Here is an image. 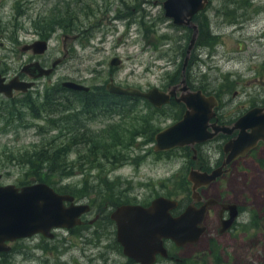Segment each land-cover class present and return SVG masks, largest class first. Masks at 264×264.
Masks as SVG:
<instances>
[{
	"label": "rangeland",
	"instance_id": "obj_1",
	"mask_svg": "<svg viewBox=\"0 0 264 264\" xmlns=\"http://www.w3.org/2000/svg\"><path fill=\"white\" fill-rule=\"evenodd\" d=\"M239 1L240 5L231 0H211L207 9L196 15L197 23L207 16L218 37L213 44L195 42L186 76L192 87L201 86L219 94L229 102V110L240 114L245 106L264 101V0ZM68 10L70 25L56 22L52 32L43 33L47 18L58 20ZM47 35L50 43L45 56L54 59L68 51L66 61L51 76L55 84L74 79L104 87L113 78L123 85L148 89L154 85L167 88L182 79L193 29L174 23L165 14L164 0H0V67L4 71L14 73L32 58L22 49L23 44ZM115 55L122 60L112 65L110 60ZM47 79L41 78L33 88L39 110L43 93L54 85ZM146 101L139 99L136 105H130L133 112L127 121L102 113L83 120L81 127L78 123L53 125L48 118H57L56 113L42 111L43 117H35L27 107H23L22 118L12 121L7 106L13 100L0 94V183L23 185L37 181L23 153L42 144L53 150L65 147L67 142L62 165L64 162L69 172L58 186H77L83 181L93 185L100 177H107L130 189L164 190L172 196L186 191L184 180L193 151L176 147L160 153L154 149L155 135L151 138V131L173 123L184 109L169 103L155 110ZM147 120H151L150 129L140 132ZM116 121L118 137L101 139L100 134L110 132L111 123ZM86 130V140L73 143L72 135L80 137ZM103 140L106 146H102ZM248 162L252 166L244 172L245 188H237L236 178L234 189L240 197L244 194L250 198L264 216V166L251 159ZM257 232L250 228L254 235H245V240L231 251L235 264H264V230ZM18 241L16 250L0 256V264L48 263L46 252L35 248L33 238ZM34 241L44 242L40 236Z\"/></svg>",
	"mask_w": 264,
	"mask_h": 264
},
{
	"label": "flooded vegetation",
	"instance_id": "obj_2",
	"mask_svg": "<svg viewBox=\"0 0 264 264\" xmlns=\"http://www.w3.org/2000/svg\"><path fill=\"white\" fill-rule=\"evenodd\" d=\"M210 2L211 0L204 9H207ZM37 39H47L50 43V35ZM48 49L42 53H36L32 48L23 49L30 52L32 58L26 59L27 61L14 73L9 74L0 67L5 82H9L14 77H18L19 80L34 81L26 89L14 87L11 96L0 92V94L6 96V99L14 102V106H7L12 121L16 117L22 118L25 113L23 107L30 109L35 117H38V115L43 117L44 113L42 111H46L47 114L56 113L57 118H48L53 125L64 122L67 125L78 123L82 127L83 120L96 118L102 113L107 114L110 118L117 117L118 119L121 116V120L124 118L127 121L128 116H131L133 112V106H130L133 105V100L128 99L125 103L121 101L120 106H117L116 101H114L111 105L102 96L103 90L111 95L116 94L108 90L107 83L103 88L96 90L98 87L89 84H87L90 87L89 89H75L63 84L65 80L74 79H65L58 84L52 82L51 76L57 67L66 61L68 51H65L63 56L53 59L52 56H45ZM56 60H58V63L49 74L34 77L24 70V66L33 61H40L43 66L51 67ZM43 77H48L47 80L54 85L43 93L44 99L39 110L35 101L37 95L33 94V88ZM205 92L214 94L217 97L218 102L214 107L216 114L211 118L210 123L215 122L221 126L232 127L237 118L249 108L257 105L264 107V101H262L245 106L239 114L236 111L229 110V102L221 99L219 94L206 90ZM18 93L20 95L16 97ZM179 93H181L180 89L178 90ZM49 99L54 102L53 105L46 104L45 106L44 102ZM178 103L182 108L184 107L185 111V104L180 101ZM33 108L37 112L33 111ZM116 125L117 121L111 123V131L103 132V134L106 137H111L112 133L115 134ZM127 128L129 127L126 126ZM209 128L214 130L215 127L209 126ZM79 129L80 125L77 129L74 128L73 133H78ZM239 131L240 128H235L232 132L219 130L212 138L197 142L194 146H178L191 149L193 151V161L190 163L188 174L184 180L187 189L177 196L167 195L164 190L153 192L141 188L138 190L130 189V187L123 186L118 181L107 179V177H100L94 181L93 185L90 184V181H83L81 185L77 186L65 185L68 187L66 190L50 183L57 191L73 195V199L65 201L66 207L84 205L86 209L77 217L78 219L70 218L66 225L53 227L51 235L38 232L23 238H33L35 248L43 249L46 252L47 264H235L231 251L237 248V243L240 240L244 241L245 235H254V233H250V228L257 229V233L264 230V222H262L264 216H262L260 208L257 210L249 200L250 198L246 199L244 194L240 197V194H237V190L234 189L236 178H239L237 188L242 190L245 188L247 180L244 172H248V167L252 166L248 160L251 159L257 165L264 166V139L258 140L246 153L238 155L230 162L225 163L229 153L225 151V144L230 139L236 138ZM85 134H87V130L80 137L72 135L73 143L85 141L87 137ZM64 145L67 148L69 147L67 142ZM176 149L175 147L160 151V153L171 152ZM193 168L208 172L218 168L222 172L215 179L197 185L196 181L190 178V172ZM160 196H167L177 201V204L169 210L173 216H179L188 207H192V213H195L196 218L198 215L201 217L199 221L197 220V224L195 223V228L202 229V232L197 239L181 243L161 233V223L157 217L152 215L149 219H146V217L140 216L135 219V225L132 229L133 234L129 232L130 244L126 250L125 245L119 238L120 224L115 215L117 210L123 205H132L141 209L150 208L153 201ZM145 226H148L147 230L150 231V234L144 235ZM38 236L44 242L37 241L35 244L34 238L37 239ZM23 238L8 241L11 248L0 251V256L4 257L16 250L18 239Z\"/></svg>",
	"mask_w": 264,
	"mask_h": 264
},
{
	"label": "water",
	"instance_id": "obj_3",
	"mask_svg": "<svg viewBox=\"0 0 264 264\" xmlns=\"http://www.w3.org/2000/svg\"><path fill=\"white\" fill-rule=\"evenodd\" d=\"M208 2L209 0H164L165 14L171 17L174 23L193 28V35L183 64V77L179 83L170 85L168 89L157 85L143 89L134 85L125 86L110 79L107 82V88L116 94L144 97L156 107H162L169 103L172 97L185 103L186 108L182 117L157 131L154 145L157 151L184 145L194 146L197 142L212 138L219 130L232 132L235 128H240L237 137L230 139L225 144V151L229 152L225 163H228L238 155L246 153L258 140L264 139V107H251L237 118L232 127L221 126L215 122L210 123L211 118L216 114L214 107L218 102L217 97L214 94H206L202 88L192 89L188 84L186 68L199 32L194 16L204 9ZM48 46L47 39H36L24 44L23 49L32 48L34 52L42 53L48 49ZM120 62L121 57L118 55L113 56L110 60L112 65ZM57 63L58 60L54 61L53 66L45 67L40 61H33L26 64L24 70L34 77H39L51 73ZM33 82L19 80L18 77L5 82V77L0 72V92L9 96L12 95L14 87L26 89ZM63 84L75 89L90 88L89 85L75 80H65ZM179 89L181 90L180 94H178ZM209 126L215 127L214 130H211ZM221 172L218 168L211 172L193 168L190 178L200 185L215 179ZM2 176L3 173L0 171V178ZM70 199H73V195L57 191L53 185L46 181H35L21 186L15 183H0V251L11 248L8 241L28 237L38 232L51 235L53 227L66 225L70 218L79 217L86 208L84 205L66 207L65 201ZM176 204L175 199L160 196L153 201L150 208L141 209L132 205L121 206L115 215L120 224L119 238L126 250L130 244L129 232L133 234L135 219L140 216H144L146 219L152 215L157 217L161 223V233L178 242L185 243L197 239L202 232V229L195 228L197 220L199 221L201 218L200 215L196 218L195 213H192V207H188L179 216H173L169 210ZM132 220L134 221L132 222ZM129 225L132 227L130 228ZM147 229L148 226H145L144 235L150 234Z\"/></svg>",
	"mask_w": 264,
	"mask_h": 264
},
{
	"label": "trees",
	"instance_id": "obj_4",
	"mask_svg": "<svg viewBox=\"0 0 264 264\" xmlns=\"http://www.w3.org/2000/svg\"><path fill=\"white\" fill-rule=\"evenodd\" d=\"M232 2L239 4L240 5V1L239 0H231ZM70 2V1H68ZM71 3V2H70ZM70 10V9H69ZM69 10L68 12H65L58 20L57 17H54L50 19L47 18L46 25L43 28V33L45 32H52V30L54 29L56 22H60V24L65 25L66 22H69V25L71 24V18L69 16ZM203 12V11H201ZM199 33H198V37H197V41L196 43L199 44H208V43H214V41L216 40V38L218 37V35L213 31L212 26H211V21L208 20V17L205 16L200 17L199 22ZM103 87H98L96 90H99ZM205 89V88H204ZM106 90H103V98L107 99L108 102L111 103V105H113L114 101H116V105L120 106L121 105V101H125L128 99H132L133 100V106L136 105V101H138L139 99H144L147 100L146 98L143 97H138V96H126V95H111L109 93L105 92ZM49 98V97H48ZM94 100V99H93ZM148 104L150 103L148 100L146 101ZM53 101L51 99L47 100V102H44V105L46 106V104H49V106L53 105ZM176 105L178 106L179 103L172 101L170 104ZM10 107L14 106L13 103L9 104ZM155 110H160V108L154 107ZM35 109L33 108V111ZM14 112V111H13ZM35 112H37V110H35ZM39 117V115H38ZM150 122L151 120H147L146 124L144 125V128L140 131V132H148V128L150 129ZM158 128L156 127L153 131H151L152 134V139H154L156 130ZM115 134L112 133L111 137H106L103 133L100 134L102 137L101 139H113L118 137L119 135V130L116 128L115 130ZM94 136V135H93ZM104 140L102 141L103 145L102 146H106L104 145ZM65 146V145H63ZM66 147V146H65ZM65 147H58L55 148L53 150L52 147H45V145L42 144V146L40 148H34L32 150H26L25 153H23V155L26 157V164H28L29 166V171L33 174V179L34 180H38V181H46L48 183L51 184H57L61 178H64V175H66L69 171L67 169V166H65L64 162L62 165V157H64L63 154H66V150ZM106 148H103V150ZM49 150H51V152H49ZM116 153H114L115 155ZM68 186V185H67ZM60 189L62 190H66L68 187H66L65 185H60L59 186ZM71 189V188H70Z\"/></svg>",
	"mask_w": 264,
	"mask_h": 264
}]
</instances>
